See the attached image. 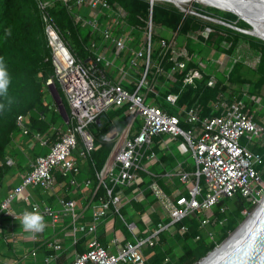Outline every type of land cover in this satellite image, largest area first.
Masks as SVG:
<instances>
[{
  "label": "built area",
  "instance_id": "built-area-1",
  "mask_svg": "<svg viewBox=\"0 0 264 264\" xmlns=\"http://www.w3.org/2000/svg\"><path fill=\"white\" fill-rule=\"evenodd\" d=\"M37 1L43 11L55 1L68 8L87 37L84 49L88 56L82 59L74 54L56 23L49 14L44 15L55 77L66 96L68 117L44 133L31 131L25 118L18 117L21 134L48 150L35 159L21 185L0 201V225L5 218L13 221L19 218L12 206L24 191L29 188L53 191L58 184L57 172L70 186H80V161H90L96 150V136L90 126L101 124V117L113 108L124 109L128 122L119 129L117 119L103 136L104 142L114 146L103 170L95 173L96 186L91 180L84 182L86 188H96L90 202L91 223H79L77 202L71 199H58L59 208L39 202H33L30 208L53 224L70 216L74 244L79 242L80 235L88 237L85 251L77 254L72 264H148L146 252L161 244L163 233L168 232L174 238L190 231L184 220L199 218L200 229L215 242L216 229L226 220L222 221L217 211L226 215L231 209L224 202L244 200L254 208L260 206L264 200V153L260 152L264 150V105L259 109L262 116L252 107L263 104L262 98L254 96L250 86L239 94L220 93L213 104V113L205 117L199 100L191 106L180 104L186 88H197L203 80L210 88L218 84L220 70L211 69L209 60L202 59L195 50L197 44L201 50L206 48L202 39L192 33L181 34L182 23L176 31L171 30V39L159 34L153 19L158 0H147L150 3L147 15L139 16L134 23L126 10L107 0ZM184 15L205 21L214 18L202 14L195 6ZM209 33L207 29L203 35L208 37ZM178 36H183L184 41L179 42ZM188 38L193 39L190 47ZM193 62L196 67H190ZM182 74V89L174 92L177 75ZM52 86H57L54 77L47 81L49 91ZM59 124L63 127L61 132ZM242 140H246V146ZM174 143L183 154L191 156L194 165L187 169L178 163L170 172L155 174L152 167L159 161L156 146L169 148ZM7 163L11 165L10 160ZM162 176L178 177L184 189L168 193L160 183ZM100 187L106 191L94 200ZM147 192L154 203L145 216L129 222L121 210L134 201L146 200ZM110 214L124 222L133 240L127 238L124 227L116 231L114 225H107L108 229L113 228L111 239L101 240L99 227ZM152 214L159 221H154ZM242 214L247 218L250 212L244 209ZM199 239L197 236L195 242ZM48 245L55 250L62 248L57 241ZM216 248H221V244ZM53 257L46 258V263ZM165 262L170 263L171 258Z\"/></svg>",
  "mask_w": 264,
  "mask_h": 264
},
{
  "label": "trees",
  "instance_id": "trees-1",
  "mask_svg": "<svg viewBox=\"0 0 264 264\" xmlns=\"http://www.w3.org/2000/svg\"><path fill=\"white\" fill-rule=\"evenodd\" d=\"M107 1L112 5L118 4L126 10L132 23L136 22L139 16L145 17L150 7L147 0ZM195 7L202 14L220 18L243 30H251L249 24L230 12L213 7L204 8L200 4H195ZM45 14H49L59 27L64 40L74 54L82 59L88 56L84 49V41H87V37H84L81 23H76L68 8L62 2L49 3L43 11L37 0H0V56L4 57L12 77L8 93L12 101L11 104L0 97V102L6 105L5 110L0 112V173H3L4 169H10L6 156L14 138L21 134L17 125L19 116L25 118L26 125L31 131L38 130L43 133L50 131L52 126L58 125L59 122L63 123V119L56 111V106L49 95L47 87V81L54 77L59 93L67 107L64 93L55 77L52 50L46 29L47 23L44 19ZM153 15L156 24L163 25L172 31H176L182 23L181 34L192 33L205 42L210 53L216 51L218 54L233 57L235 61L228 72L222 73L219 71L217 73L218 84L215 88L208 87L205 80L200 82L197 88H186L180 101L181 105L191 106L199 100L203 106L202 117H205L213 113V104L217 101L220 93L232 92L233 94H239L243 88L250 86V91L254 96H262L264 89L263 40L222 24L205 21L194 15L185 16L175 6L155 5ZM9 28L11 29V35L6 36L5 32ZM207 29H210V33L208 37H205L203 33ZM191 52L194 51L191 50ZM246 61L250 63L253 79L246 77L242 72ZM196 66L195 62L190 65V67ZM184 74L177 75L178 81L173 85L174 92H179L182 89ZM41 116L46 117L47 120L42 119ZM117 119H119L117 122L119 129H123L128 122V118L124 115V109L113 108L101 117V124L95 123L90 126V130L96 136V150L91 153L90 159V164L95 173L103 170L112 152L114 144L104 142L102 138L113 128V123ZM183 127L188 128L184 124ZM53 139L55 140L56 136ZM260 152L264 153V150ZM165 162L171 168L176 165V161L169 155L165 156ZM56 175L59 182L65 183L66 178L61 173L57 172ZM160 183L170 193L164 181L160 180ZM105 191L103 187H100L94 200H97ZM153 203L154 199L151 193L147 192L146 200L134 201L129 207L122 209L121 212L131 222L135 217L133 216L135 212L142 216L147 213ZM224 204L231 206V209L226 215H221L217 211L219 218L222 221L226 220L222 226L217 227L215 242L211 241L208 235L200 229L199 218L184 220L183 224L187 225L190 231L184 235L174 237L182 250L178 258L174 252V247H166L169 243L168 238L162 236L161 244L146 252L149 257L148 264H196L209 252L213 251L217 245L222 244L245 221L246 217L242 214L244 209L249 212L254 209L244 200L232 204L226 201ZM151 218L156 222L159 221L158 216L155 214H152ZM117 220L122 224L120 219ZM140 225L143 227L142 222ZM124 231L128 232L125 226ZM197 236H200V239L195 242ZM168 257L171 258L170 263L165 262Z\"/></svg>",
  "mask_w": 264,
  "mask_h": 264
},
{
  "label": "crops",
  "instance_id": "crops-1",
  "mask_svg": "<svg viewBox=\"0 0 264 264\" xmlns=\"http://www.w3.org/2000/svg\"><path fill=\"white\" fill-rule=\"evenodd\" d=\"M158 141L159 140H157V142ZM37 144L38 143L31 138L25 137L22 134L16 136L10 144L6 156V160L11 161V165L7 163L10 169H4L3 173H0V201L6 199L21 185L23 177L31 171L32 163L35 159L46 152L37 148ZM176 145L175 143L170 144L169 148L161 147V145L156 146V151L159 154V161L152 167V171L155 174L170 172L178 163H182L187 169H190L194 165V160L191 158L193 161L191 164L188 155L183 154ZM167 155L176 161V165L173 168L165 162V156ZM181 157L184 161L180 160ZM80 165L81 175L78 177L80 182L79 187H72L67 181L61 183L57 178L58 184L53 191H44L40 188H29L24 191L19 200L14 202L12 206L14 212L20 217L23 210L27 209L30 211L33 202L50 204L59 208L58 199L66 198L77 202L79 223H91L92 210L90 202L96 188H86L84 182L86 180H91L92 184L95 185L97 180L89 160H81ZM160 180L164 181L170 193H173L177 188L184 189L181 187L178 177L168 178L162 176ZM145 215L146 214H143L142 216ZM133 216H135L133 221L139 220V218L142 217L139 216L137 212H135ZM46 224L47 227L44 232L35 234L33 237L23 230L19 218L14 221L10 218H5L0 226V264H72L76 255L85 251L88 237L85 238L80 235L79 242L74 244L72 235L73 220L70 216H65L63 220L56 224H53L50 219H46ZM119 224L118 220L114 219V215L110 214L105 223L99 227V237L102 240L109 241L113 235V228L108 229L107 225H114V229L118 231V229L122 228ZM53 241H57L62 248L60 250H55L49 247L48 244ZM166 247H174L175 250L178 248L182 251L175 238H173V244L170 245L168 243ZM33 253H35V255ZM50 256L54 257L49 263H46V258Z\"/></svg>",
  "mask_w": 264,
  "mask_h": 264
},
{
  "label": "water",
  "instance_id": "water-1",
  "mask_svg": "<svg viewBox=\"0 0 264 264\" xmlns=\"http://www.w3.org/2000/svg\"><path fill=\"white\" fill-rule=\"evenodd\" d=\"M170 1V0H168ZM249 1H256L260 4V11L262 12L264 10V0H249ZM175 6L181 10L184 13H187L186 10H183L179 8L176 4ZM221 11L223 10L221 7H213ZM225 12H230L234 15H236L240 20L242 18L237 12L227 10ZM261 12H258L261 14ZM211 22L218 23L225 25L227 27H230L232 29L238 30L240 32H243L245 34L254 36L256 38H259L264 41L263 38L259 37L257 34H255L254 27L251 23L247 22L251 26V30H243L238 28L237 26L227 23L226 21H223L220 18H210ZM243 21V20H242ZM245 22V21H244ZM52 98L56 105L59 108L60 115L63 117L64 120L67 119L68 113L65 107V104L62 100V97L59 93V90L57 86H52L50 89ZM248 220V219H247ZM245 220L242 225H240L233 233L232 236H234L247 222ZM232 237L227 238L222 244L221 248L231 239ZM220 248H215L213 251L209 252L207 256L202 258L197 264H202L206 260L210 258L212 254H215L217 250ZM210 264H264V205L260 209V211L257 213L255 218L252 220V222L247 227L245 233L241 237V239L238 241L237 244H235L233 247L228 249L226 252L218 256L216 259H214Z\"/></svg>",
  "mask_w": 264,
  "mask_h": 264
},
{
  "label": "bare ground",
  "instance_id": "bare-ground-1",
  "mask_svg": "<svg viewBox=\"0 0 264 264\" xmlns=\"http://www.w3.org/2000/svg\"><path fill=\"white\" fill-rule=\"evenodd\" d=\"M157 1V0H153ZM159 1V0H158ZM166 1V0H165ZM174 4H176L179 8L183 10H190L191 3L198 2L203 4L204 6H211V7H221L223 10L227 11H234L237 12L242 20L245 22H249L254 27V33L257 34L259 37L264 39V10L260 11V4L256 1H249V0H170ZM258 12H261L259 14ZM264 205V200L261 202L260 206L258 207L257 211L251 215L249 220L243 225V227L234 235L232 238L215 254H212L208 260L203 262L202 264H210L214 259L218 256L226 252L228 249L233 247L238 241L241 239L243 234L245 233L247 227L255 218L257 213L260 211L262 206Z\"/></svg>",
  "mask_w": 264,
  "mask_h": 264
},
{
  "label": "rangeland",
  "instance_id": "rangeland-1",
  "mask_svg": "<svg viewBox=\"0 0 264 264\" xmlns=\"http://www.w3.org/2000/svg\"><path fill=\"white\" fill-rule=\"evenodd\" d=\"M157 6H160V5H170V6H175V4H173V3H170V2H168V1H165V0H161V1H158L157 3ZM195 4H200V3H198V2H193V3H191L190 5L191 6H195ZM200 5H202L204 8H207V7H211V6H204L203 4H200ZM176 7V6H175ZM183 13V12H182ZM156 31H158V33L159 34H161V35H164V36H166L167 38H169V39H171L172 37H173V32L170 30V29H168V28H166V27H164L163 25H160V24H156ZM178 41L179 42H183L184 41V37L183 36H178ZM156 44V43H155ZM187 44L189 45V46H192V44H193V39L192 38H188L187 39ZM195 50H196V52L197 53H199L200 54V57L202 58V59H204V60H209V67L211 68V69H213V70H215V69H218V70H220V72H224V73H226V72H228L232 67H233V65L235 64V61H234V58L233 57H229V56H226V55H223V54H218V53H216V51L213 53V52H211L210 53V51L207 49V48H205L204 50H201V47H200V45L199 44H197L196 45V48H195ZM245 65H244V67H243V70H242V72H243V74L246 76V77H248V78H250V79H253L254 78V76L252 75L253 74V72H252V69L250 68V63H249V61H246L245 63H244ZM218 65V66H217ZM49 92V91H48ZM49 95L51 96V94H50V92H49ZM64 97L66 98V96H65V94H64ZM261 98H262V103L263 104H260V105H255V106H253L252 107V110L253 111H255L259 116H262V111H260L259 109H260V107H261V105H264V89H263V91H262V96H261ZM52 99V98H51ZM259 104V103H258ZM59 131L61 132V131H63V127L61 126V124H59ZM241 143H242V145H244V146H246V144H247V142H246V140H242L241 141ZM177 146V145H176ZM37 148H39L40 150L42 149L43 151H46L47 152V148H43V147H41L39 144H37ZM46 152H41V153H43V154H45ZM40 153V154H41ZM42 155V154H41ZM190 155V154H189ZM189 157V162L192 164L193 163V161L191 160V156H188ZM180 160L181 161H184V159L181 157L180 158ZM230 204H232V203H234V201L233 200H227ZM257 209L258 208H254L251 212H250V214L248 215V217L246 218V219H248L249 220V218L251 217V215H253L256 211H257ZM126 219L128 220V218L126 217ZM247 220V221H248ZM243 224V222L240 224V225H242ZM119 225H121V227L123 228L124 227V222L122 221V224H119ZM152 227H155V225H152ZM121 228V229H122ZM234 233V232H233ZM163 235V238H168V242H169V244L170 245H172L173 244V238L171 237V236H169L168 235V232H165V233H163L162 234ZM127 238L129 239V240H133V237H132V235L129 233V232H127ZM148 251V250H147ZM175 253H176V257L178 258V256L181 254V251H180V249H176L175 250Z\"/></svg>",
  "mask_w": 264,
  "mask_h": 264
},
{
  "label": "clouds",
  "instance_id": "clouds-1",
  "mask_svg": "<svg viewBox=\"0 0 264 264\" xmlns=\"http://www.w3.org/2000/svg\"><path fill=\"white\" fill-rule=\"evenodd\" d=\"M5 35H11L10 28L6 30ZM11 83L12 77L8 71L5 59L4 57L0 56V97L7 100L8 104H11L12 102L8 96ZM5 108V103L0 102V112H3ZM19 219L23 230L26 233L31 234L33 237L35 236V234L43 233L47 227L45 217L36 209H33L32 211H28L27 209L23 210L22 215L19 217Z\"/></svg>",
  "mask_w": 264,
  "mask_h": 264
}]
</instances>
